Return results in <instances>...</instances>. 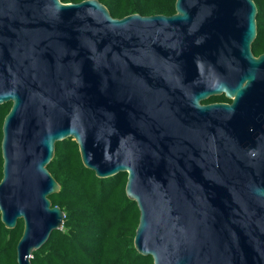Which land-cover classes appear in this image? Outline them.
Segmentation results:
<instances>
[{
  "label": "water",
  "instance_id": "95a60500",
  "mask_svg": "<svg viewBox=\"0 0 264 264\" xmlns=\"http://www.w3.org/2000/svg\"><path fill=\"white\" fill-rule=\"evenodd\" d=\"M256 14L253 0L121 18L99 0H0V220L23 221L17 264L62 226L47 165L69 137L97 177L127 173L134 247L153 264H264Z\"/></svg>",
  "mask_w": 264,
  "mask_h": 264
},
{
  "label": "trees",
  "instance_id": "16d2710c",
  "mask_svg": "<svg viewBox=\"0 0 264 264\" xmlns=\"http://www.w3.org/2000/svg\"><path fill=\"white\" fill-rule=\"evenodd\" d=\"M82 0H61L80 2ZM114 18L130 14L172 15L176 0H99ZM257 7L256 37L251 44L254 56L264 52V0H253ZM230 101L221 94L205 100ZM11 102L0 104V180L2 178V124ZM47 169L59 183L58 192L49 196L52 206L64 213L62 226L31 254V264H153L151 256L134 247L139 222L136 201L127 197V173L99 178L81 160L78 144L69 137L55 143L54 156ZM23 221L6 228L0 220V264H17L16 244Z\"/></svg>",
  "mask_w": 264,
  "mask_h": 264
},
{
  "label": "flooded vegetation",
  "instance_id": "af4514ba",
  "mask_svg": "<svg viewBox=\"0 0 264 264\" xmlns=\"http://www.w3.org/2000/svg\"><path fill=\"white\" fill-rule=\"evenodd\" d=\"M226 102H230V101H226ZM211 103V102H210Z\"/></svg>",
  "mask_w": 264,
  "mask_h": 264
}]
</instances>
